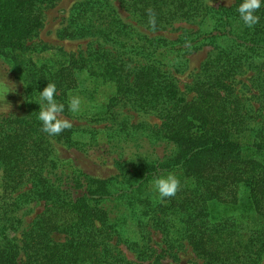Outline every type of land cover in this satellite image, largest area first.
<instances>
[{
  "label": "trees",
  "instance_id": "obj_1",
  "mask_svg": "<svg viewBox=\"0 0 264 264\" xmlns=\"http://www.w3.org/2000/svg\"><path fill=\"white\" fill-rule=\"evenodd\" d=\"M57 1L0 0V56L13 58L27 50L26 40L41 29L44 11ZM122 1L148 27L151 8L156 30L178 16L196 20L206 11V0ZM234 1L233 11L221 16L209 10L208 27L196 44L183 37L175 45L134 37L109 0L72 8L71 33L103 40L114 52L100 47L76 56L61 54L51 66L29 62L22 112L0 115L1 196L31 183L32 194L45 203L21 246L12 236L21 225L16 202L0 203V264H18L20 249L25 264H124L117 244L135 213L145 215L133 212L135 204L144 202L135 195L168 173L179 178L180 190L146 211L166 247L188 246L203 264H264V0L253 28L240 18L243 0ZM196 45L211 46L216 53L203 61L190 89L194 97L186 100L163 71L161 56L175 53L177 63L182 51L198 49ZM124 54L144 57L146 63L129 67L132 57ZM254 61L261 63L255 74L256 108L242 102L233 80L240 65ZM80 73L112 83L115 100L127 99L136 111L157 113L161 119L160 130L148 134L152 159L142 161L116 190L57 161L53 145L68 130L54 137L41 131L34 94L53 82L56 100L63 99L66 106ZM240 187L247 190L245 202ZM218 206L230 214H213Z\"/></svg>",
  "mask_w": 264,
  "mask_h": 264
},
{
  "label": "rangeland",
  "instance_id": "obj_2",
  "mask_svg": "<svg viewBox=\"0 0 264 264\" xmlns=\"http://www.w3.org/2000/svg\"><path fill=\"white\" fill-rule=\"evenodd\" d=\"M85 1L88 0H58L44 11L41 29L26 40L27 50L21 54L17 53L18 56L13 58L0 56V115L22 112L29 62L51 66L60 59L61 54L76 56L100 47L114 52L103 40L96 37L80 38L71 33L67 23L70 12L75 5ZM109 1L122 23L134 31V37L164 39L171 45H175L183 37H189V41L196 44L199 41L197 35L205 32L202 30L208 27L205 23L209 10L221 16L228 13V10L233 11L231 9L235 4L234 0H206V11L196 20L178 16L164 29L153 30L129 11L122 0ZM182 46L185 48L187 44ZM196 46L199 48L182 51L177 63L175 53L168 52L161 56L163 71L173 79L179 94L186 100L194 97L190 89L203 61L216 53L211 46ZM124 55L125 58L132 57L129 67L146 63L144 57ZM259 65L261 63L257 61L240 65L233 78L234 90H237L242 102L253 108H256L254 86ZM34 95L38 102L40 95ZM69 95L80 96L83 103L80 112L73 114L68 110L66 102L62 115L72 122L73 127L67 131L64 138L54 143L55 157L66 169L84 173L94 181L106 183L109 189L116 190V186L123 185L126 177L135 174L142 161L152 159L153 150L149 146L148 134L150 131L154 130L156 133L160 130L161 119L157 113L136 111L127 99L115 100V87L112 83L90 79L87 74H78V87L69 92ZM61 100L65 104V101ZM161 150L162 146L157 147L156 154L160 155ZM32 193L31 183L18 187L7 197H2L0 192V203L16 202L15 215L20 219L21 225L12 236L18 246H21L24 234L30 230L45 208V203ZM239 196L240 200L245 202L247 190L240 187ZM135 197L144 202L135 204L133 212L145 211V215L138 213L136 217L135 213V220L130 219L131 223L128 222L129 225L125 226L120 237L121 243L117 244V250L126 261L124 264H203L188 246L173 249L166 247L164 236L152 224V214H146V211L152 212L156 201L161 199L155 190L154 181L144 184ZM106 205L113 207L110 200H106ZM222 211L227 216L230 214V211L223 210L222 206L214 208L212 213L219 214ZM53 238L58 241L63 239L59 235H54ZM143 244H146L145 247ZM18 258V264H25L21 249Z\"/></svg>",
  "mask_w": 264,
  "mask_h": 264
},
{
  "label": "clouds",
  "instance_id": "obj_3",
  "mask_svg": "<svg viewBox=\"0 0 264 264\" xmlns=\"http://www.w3.org/2000/svg\"><path fill=\"white\" fill-rule=\"evenodd\" d=\"M261 6L262 0H243L239 5L238 12L240 18L247 27L253 28L259 23L260 17L256 13ZM148 15L149 24L155 30L156 17L151 8L148 9ZM56 93V84L49 82L43 91L40 92L39 101L37 102L40 105L38 119L42 122L41 131L50 137L57 136L73 127L72 122L62 115L65 110V104L56 100ZM82 103L83 100L80 96L70 95L68 110L73 114L79 113ZM154 187L159 193L160 198L163 199L175 196L180 190L181 182L174 173H168L166 176L156 178L154 180Z\"/></svg>",
  "mask_w": 264,
  "mask_h": 264
}]
</instances>
